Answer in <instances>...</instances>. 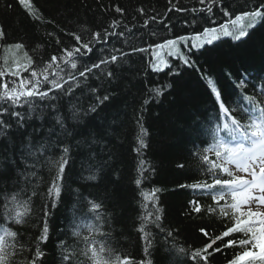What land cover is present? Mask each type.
Returning a JSON list of instances; mask_svg holds the SVG:
<instances>
[{
    "label": "trees",
    "instance_id": "16d2710c",
    "mask_svg": "<svg viewBox=\"0 0 264 264\" xmlns=\"http://www.w3.org/2000/svg\"><path fill=\"white\" fill-rule=\"evenodd\" d=\"M31 3L40 9L41 20L30 18L18 0H0V27L7 34V43L0 42V70L6 72L0 78V85L8 82L11 88V82L17 78L11 77L6 70L12 68L14 63L27 64L28 57L32 60V68L40 70L53 55L57 56V63L64 69L67 78L68 72L78 76L85 64L110 57L113 54L109 51L111 48H119L129 55L121 57L116 53L117 62L101 65V69L113 72L112 77H107L106 71L102 74L100 69H94V74H89L86 82L79 77L82 83L74 88L71 97L63 98V110H66L70 99L85 109L97 103L94 96L89 98L86 85L96 87V94L101 97L108 95L109 100L99 107L97 113L84 117L83 122L75 126L72 136L51 137L58 141L57 148L46 151L43 157H29L27 142L31 136L33 146L37 147L48 138L47 129L52 125L47 118L41 123L34 117L26 121L21 129L15 125L16 118L9 115L2 117L13 127L5 129V135L0 137V235H4L5 229L18 232L17 239L24 245L25 254L23 258H15L16 264H24L26 260L31 264L30 257H34L37 245L45 252L41 264H60L62 244H79L82 248L84 236L96 235L95 231L89 232V225L93 230L98 226L95 220L97 213L101 214L104 222L100 230L106 234L105 237L97 235V239L111 242L114 250L112 258L127 255L132 264L148 260L153 264H185L183 255L177 254L173 260L164 255L162 248L170 246L176 250L183 246L191 250L201 247L205 241L222 236L223 231L234 223L219 212V207L224 206L225 201L217 205L211 200L212 194L226 191L227 188L216 186L209 192L181 188L180 185L211 183L215 178L229 179L220 169L209 171L210 165L203 161V156L208 155L212 160L216 158L213 152L205 153L204 148L211 147L215 142L211 135L215 127L222 128L223 123L231 119H237L247 126L259 117V108L264 107V93L261 92L264 80L253 79L264 68V27L261 26L264 19L249 30L252 39L246 46L243 59L230 47L239 42L222 38L216 42L220 47L211 53L193 57L199 71L188 69L190 75H185L182 86L172 94L166 89L169 78L165 73L169 70L159 73L151 71L152 50L134 53L132 49L164 43L166 39H174L178 35L194 36L205 27L232 23L237 15L260 8L259 0H221L213 7L211 19H206V12L193 11L204 7L199 0H31ZM117 8L121 11L117 12ZM178 8L181 11H177ZM260 10L264 12V8ZM105 31H115L117 35L110 36L106 44L94 46L89 57L78 58L76 70L59 60L66 48L76 45L75 35H80L81 40L87 42L95 33L103 35ZM154 31L158 35L153 36ZM121 32L123 36L119 35ZM10 43H21L23 47L9 48ZM181 48L183 51V46ZM170 62L174 66L177 64L172 58ZM245 69L252 73L250 82L243 88H237V72L244 74ZM21 77L31 78L29 72H21ZM208 80H212L222 99L226 92H236L226 104L230 109L227 119L223 113H219L217 118L218 103L214 105L212 102L214 94ZM252 83H256L255 89ZM155 87H161L163 91L159 98H155L151 91ZM47 88L48 85H44L42 90ZM58 91L53 90L50 95H56ZM247 96L253 99L241 102V98ZM145 99L149 100L147 105L143 103ZM16 110L27 111L25 108ZM89 120H93L91 128L95 132L94 137L88 128ZM194 121L204 129L199 137L188 131V126ZM141 124L148 133L145 137L147 147L142 149L143 156L135 151ZM69 128H73L71 122ZM93 139L96 143H92ZM65 145L70 149L68 164L59 182L61 194L55 198L56 207L52 208L53 198L47 195L48 188L55 179ZM140 159L145 160L147 168L143 177L139 172ZM32 171L36 172V176L28 175ZM89 175H96V180H87ZM137 179H141L139 187L135 183ZM156 188L160 189L156 193V207L162 209L159 213L162 216L161 224L166 231L176 233L174 239H168L143 219L148 212L155 215L156 207L146 201L142 194L151 195ZM33 190L35 196L31 195ZM15 193H20L18 199L21 202L31 197L27 222L20 226L14 225L6 210ZM190 199L198 201L203 209L212 206L216 211H202L189 216ZM227 201L231 202L230 196H227ZM92 203H99L101 208L93 212ZM146 203L147 208L144 207ZM45 211L50 212L47 218ZM45 219L49 232L46 241H41ZM141 226L149 233L148 240L139 231ZM200 229H204L208 236H204ZM74 231H80L81 236L73 237ZM243 238V234L233 233L217 241L216 246L221 247L222 251L215 253L212 264H226V258H235L234 253L242 249L238 246L224 248L223 245L229 239ZM5 239L6 243L13 242L10 237ZM146 247L151 255L144 253Z\"/></svg>",
    "mask_w": 264,
    "mask_h": 264
},
{
    "label": "snow or ice",
    "instance_id": "6c2138e0",
    "mask_svg": "<svg viewBox=\"0 0 264 264\" xmlns=\"http://www.w3.org/2000/svg\"><path fill=\"white\" fill-rule=\"evenodd\" d=\"M221 0H199L201 5H204L201 9H193V11L206 12L208 16L206 19H211V14L213 12V7L219 4ZM260 8H264V0H259ZM18 4L22 6L26 14L33 20H41L42 13L36 4L31 3V0H18ZM11 7V5H7ZM175 7V6H173ZM257 8L254 11L245 12L243 15H237L233 21L234 31L230 30L229 27L224 24L220 27H205L201 33L194 36L178 35L174 39H166L164 43H158L153 45H148L147 48H133L132 52H148L152 50L151 55L153 60L150 61V68L152 72H164L165 69L169 71L166 72V76L169 78V82L166 84V89L169 94L182 86L185 75H190L188 69H193L194 71H199L197 67L196 60L193 59L195 56H205L211 53L216 48L220 47V44L216 43L221 41V36L231 37L234 41L239 43L232 44L230 47L235 49L243 59V53L246 50V46L249 41H251L252 36L249 33V29H253L258 18L264 19V12ZM181 11V9H176ZM117 12L121 9L117 8ZM225 15H228L225 12ZM244 17L248 18L247 25L239 24L237 22L241 21ZM155 20V17H152ZM195 23V21H193ZM147 24V21H145ZM162 23V22H161ZM264 27V25H261ZM167 27V25H165ZM170 32L171 29L169 28ZM238 33V34H237ZM72 35V33H69ZM115 31L109 32L105 31L103 35L97 32L93 38L87 42L81 40L80 35H75L74 39L76 45L70 49H65L63 54L59 57V60L63 61L65 65H70V68L76 70L78 64L76 60L78 58L89 57L93 52V47L101 43L106 44L110 36H116ZM123 36L124 33H119ZM153 36L158 35L157 32H152ZM247 37V39H244ZM0 42L7 43V34L3 27H0ZM59 44L60 41L57 40ZM183 46V51L180 46ZM9 48L20 49L23 47L21 43H10ZM166 50L168 57L177 61L174 66L169 60H166L161 54ZM103 51V49H101ZM113 54L110 57L106 56L99 60L97 63H92L90 65L85 64L82 71L78 72V76L68 72L67 78H65L64 69L61 67L58 61V57L53 55L50 62L40 69L36 70L32 68V60L28 57V63L18 66L15 70L10 71L8 74L11 77H16L17 80L12 81V86L9 88V83L5 82L0 85V137L5 135V129H10L13 127L11 123L6 122L2 117L9 115L15 119V125L18 128H24L26 121H31L35 117L41 123H43L46 118L51 122V127L47 129L48 138L44 142L40 143L37 147L32 144L31 136L28 138L27 155L32 158H39L45 155L46 151H52L57 148L58 141L52 140L51 137L56 136H72L73 131H75V126L83 122L84 117H87L90 113H97L99 107L109 100L108 95H97V88L90 85H86L88 92L91 96L95 97L97 103L90 104L86 109L83 105H78L69 100L66 110H63L64 106L62 100L64 97H71L74 88L80 87L81 81L79 77L84 78L86 82L89 74H94V69H100L101 73H105V69H101V65H108L110 63H115L118 60L116 53H119L121 57L128 56L129 53L121 51L119 48L109 49ZM27 56V54H25ZM21 72H29L30 79L27 77H21ZM6 75L5 70H0V78ZM107 77H112V71H106ZM252 73L245 69L244 74L237 72L238 84L237 88H243L246 83H249V77ZM100 79L99 76L96 77ZM256 81L264 80V68L260 69L256 77L253 78ZM18 81V82H17ZM208 85L211 86V93L214 94L213 104L218 103L217 118H219V113H223L224 117L227 119L230 114L229 107L226 104L232 99V96L236 94L235 90L232 93L226 92L224 99L221 98V93L217 91L216 86L213 84L212 80L207 81ZM44 85H48L47 90H42ZM67 85V87H65ZM252 87L256 88V83H252ZM53 90H59L56 95H50ZM83 91V89H82ZM155 94V98H159L163 95L161 87H155L151 89ZM261 92L264 93V85L261 87ZM78 99V98H77ZM252 96L242 97L243 100H252ZM145 105L149 103L148 99L143 101ZM7 105V106H5ZM17 108L27 109L26 113L17 111ZM38 113V115H37ZM259 117L254 119L251 124L244 126L239 120L231 119L230 122H225L221 127H215L214 131L211 133L213 140L215 141L211 147H205L204 152H213L215 155V160L210 159L208 155L203 156V161L207 165H210L209 171L214 169H220L223 173L229 177V179L215 178L211 183L207 182H194L190 184H181V188H187L191 190H208L209 192L216 186H220L222 189L227 188V193L224 191H219L216 194L211 195V200L219 205L220 201H225L224 206L219 207V212L225 216L229 217L234 221L232 226L227 227L223 231L222 236L218 235L214 239L205 241L201 247L192 248L191 250L186 249V247H179L173 250L170 246L162 248L164 255L172 257L175 260L177 254L183 255L185 257V264H212L215 258V253L221 252L222 249L216 246L217 241L224 237H229L233 233H241L245 238L243 239H229L223 245L224 248H234L239 247L242 249L239 253H234L235 258L227 259L226 264H264V107L259 108ZM94 119V117H93ZM69 122L73 125L70 130ZM93 120H89L88 128L92 136H95V132L92 131L91 124ZM59 129V131H57ZM188 131L195 134L196 136H201L204 129L201 124L194 121L192 125L188 126ZM148 135L147 130L140 125V134L137 136L138 147L135 151L143 156L142 149L147 147L145 143V137ZM228 141L235 142L234 146ZM245 141L250 143V147L245 146ZM82 143V141L80 142ZM92 143H96L95 139ZM34 148V150H33ZM69 147L65 145L63 147V154L60 157L58 163V171L56 173L55 179L52 182L51 187L48 188L47 195L53 198L52 208L56 207L55 198H58L61 194L60 180L62 174L64 173L65 166L68 164ZM217 161H220L219 163ZM15 162H13L14 164ZM228 165H234L238 172L246 173L249 178L242 175H236ZM29 167H32L31 165ZM178 167H183V165H178ZM147 171L145 167V160H139V172L141 177ZM28 175L34 177L36 172L32 171ZM214 175V173H213ZM27 179V176L25 177ZM87 180H96V175H89L86 177ZM136 185L139 187L141 185V179L135 181ZM22 191H24L22 189ZM160 189H153L151 195L143 193L144 199L146 201L152 202L153 206L156 207V201L158 197L156 193ZM20 193H15L11 196L9 204L7 207L9 218L14 222V225L20 226L27 222L31 209L29 207V197L28 201L21 202L18 197ZM32 196L36 195L33 190ZM226 195L230 196L231 202L226 200ZM147 203L144 205L147 208ZM101 205L99 203H92L91 209L93 212L100 209ZM202 211H207L208 213H213L216 208L209 206L207 209L203 207L196 200L188 201V215L200 214ZM162 209L156 207V214L148 212L146 216L143 217L145 221H149L155 226V228L168 239H174L175 234L172 230H165L164 226L161 224L162 216L159 214ZM50 215L49 211L44 212L45 218ZM154 215V219H153ZM95 220L98 222V226L93 230L92 226L89 225V232L95 231L96 235L84 236L83 237V247L81 248L79 244L72 246L67 244L61 245V251L59 253L60 264H132V260L129 256L125 255L123 258L121 255H115L113 257V248L111 242L107 239L99 240L97 235L105 237L106 234L100 230L103 226V220L100 213L95 215ZM139 231L144 234V239L148 240L149 233L145 231V227L141 226ZM49 232V226L47 219H45L43 226V234L40 236L41 241H46ZM200 232L204 236H208V233L204 229H200ZM73 237H80V231H74L72 233ZM5 237H10L12 243H6ZM18 232L5 230L4 235H0V264H16V257H24L25 247L17 239ZM20 243L18 247L17 244ZM215 246V247H214ZM144 253L151 255L150 249L148 247L143 249ZM107 254V255H106ZM45 252L41 250L39 245L35 248L34 257H30L31 264H41ZM24 264H28L26 260ZM141 264H153L151 260L147 262L141 261Z\"/></svg>",
    "mask_w": 264,
    "mask_h": 264
},
{
    "label": "rangeland",
    "instance_id": "374dc122",
    "mask_svg": "<svg viewBox=\"0 0 264 264\" xmlns=\"http://www.w3.org/2000/svg\"><path fill=\"white\" fill-rule=\"evenodd\" d=\"M260 20H261V19L258 18L257 21H256V24L259 23ZM247 23H248V18H247V17H244L241 21L237 22V25H239V24L247 25ZM256 24H255V25H256ZM226 25L229 27L230 30H233V31H234L233 22L230 23V24H226ZM249 30H250V29H249ZM237 34H238V33H237ZM221 38H225V37L221 36ZM181 47H182V45L180 46V48H181ZM181 50H182V48H181ZM161 54L164 56V58H165L166 60H169V61H170V58H171V57H168V56H167V54H166V50H165L164 52H162ZM13 65H14V66H13L12 68H10L9 70H6V71L10 72V71H12V70H15L18 66H20V65H22V64H19V65L17 64V65H16V63H14ZM15 65H16V66H15ZM230 143H232L233 146H234V144H235V142H230ZM244 143H245V146H246V147H250V143H249V142L245 141ZM219 162H220V161H219ZM228 167H229L230 170H232L236 175H242V176H245L246 178H249V179L251 178V177H249L246 173L238 172V171L236 170V168H235L234 165H228Z\"/></svg>",
    "mask_w": 264,
    "mask_h": 264
}]
</instances>
